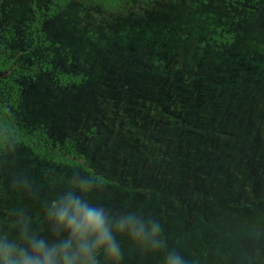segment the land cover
I'll return each instance as SVG.
<instances>
[{
	"label": "rangeland",
	"instance_id": "1",
	"mask_svg": "<svg viewBox=\"0 0 264 264\" xmlns=\"http://www.w3.org/2000/svg\"><path fill=\"white\" fill-rule=\"evenodd\" d=\"M51 5L52 0H0V51L16 60L15 67L35 70L34 83L28 78L19 81L25 87L26 96H36L37 99L38 94L59 96L66 110L65 127L74 131L73 135L69 132L66 136L80 142L79 153L87 156L89 163L91 159L90 166L97 167L95 173L101 174L102 165L121 173L120 165H112L111 160H123V156L137 149L138 145L141 151V147H146L161 148L162 153L170 152L168 141L172 131L167 126L169 119L149 109L154 102H162L164 107L169 105L172 76L186 77L182 76L184 72L198 76L199 79L195 80L207 87L209 96L231 88L243 90L241 85L238 86V78L248 77V69L253 73V82L261 79L258 88L264 85V0L237 6H228L224 0L134 2L115 12L104 11L91 0H68L63 7L53 5L56 8L53 14L50 13ZM224 34L232 36L233 42L218 44L214 38H223ZM48 64L53 65V70L43 69ZM57 70L82 75L85 82L74 89V93L72 89L69 93L57 90L54 82ZM235 80L237 83L230 85ZM162 86L164 89L160 91ZM140 91L151 94L143 111L136 103L141 97ZM116 97L118 100L113 104L111 99ZM139 110L140 114L135 117L133 113ZM206 110L202 107L200 112ZM257 110L251 121L254 130L259 126ZM144 116L161 120L163 124L156 126L154 132L149 121L144 124L140 120ZM93 129L91 140L96 141L97 146L92 145L91 150L86 151V141ZM151 133H154L153 140L149 139ZM161 134L162 146L156 143ZM209 136L214 137L211 133ZM221 140L230 146L235 144L225 137ZM23 159L24 153L16 150L7 159V166L17 168ZM74 174L86 173L81 169H69L65 182L69 184ZM35 177L24 175L21 180L25 182ZM10 178L12 185L20 180L18 174L6 176V179ZM108 178L119 182L108 185L115 192H122V184L131 189L128 194L132 196L146 194L155 196L156 203L164 201L173 205L169 196L149 193L147 188H155L154 185L141 183L143 188L135 190L137 186L131 180L124 182L113 175ZM163 186L161 183L160 191H164ZM166 187L170 188V185L166 184ZM11 188L5 193L11 194ZM182 193L185 194V190ZM132 204L136 202L132 201ZM262 206L261 210H251L260 216L264 214V202ZM174 212L169 213L174 221L165 222L167 230L174 227L172 242L185 248V240L180 241L177 236L183 229V221H188V214L175 203ZM243 224L238 222V229ZM207 226L214 227V224ZM246 226L249 232L238 238V253L223 256L220 252L219 256L209 255L208 258H183L185 264H264V223H246ZM147 228L150 230L151 226ZM182 236L188 240L184 233ZM137 242L146 246L143 238ZM227 246L228 241H225L221 251ZM139 259L138 252L131 245L124 263L139 264ZM162 262L165 264V259ZM147 264L156 262L148 260Z\"/></svg>",
	"mask_w": 264,
	"mask_h": 264
},
{
	"label": "flooded vegetation",
	"instance_id": "2",
	"mask_svg": "<svg viewBox=\"0 0 264 264\" xmlns=\"http://www.w3.org/2000/svg\"><path fill=\"white\" fill-rule=\"evenodd\" d=\"M252 74L248 69V77L238 78V86L241 85L243 90H220L211 96L207 93V87L195 80L198 76L187 72L182 74L186 77L172 76L169 96V114L172 117L166 115L169 118L167 126L172 131V137L168 141L170 152L162 153L161 148H152L151 151L144 148L141 151L138 145L137 149L124 155L123 160H111L112 165H120L121 173L117 174L114 168L108 170L105 165L100 166L101 174L94 172V179L100 187L90 194L93 204L103 205L113 216L135 213L143 220L144 234L141 238L146 246L141 242L133 243L126 236L118 238L123 242L121 246L124 256L121 264H125L124 258L131 245L140 256L139 264H147L148 260L164 264L162 260L173 251L182 258L194 259L219 256L220 252H223V256L230 252L236 254L238 238L249 232L246 223H264V214L258 216L251 210H261L264 202V85L258 88L261 79L253 82ZM232 83L237 81H231L230 85ZM163 89L161 87L160 91ZM202 107L207 110L200 112ZM256 108L259 126L254 130L251 121ZM133 114L136 117L140 110ZM140 120L147 123L146 116ZM205 120L206 123H200ZM156 126H152L154 132L157 130ZM209 133L214 137H210ZM151 134L149 139L153 140L154 133ZM221 137L230 139L235 144L230 146L222 142ZM162 139L161 134V138L156 141L160 146ZM67 170L69 169L64 168L62 171L63 179ZM109 175L119 176L124 182L133 181L137 186L135 190L143 188L141 183H145V186L154 185L155 188H147L149 193L169 196L173 205L164 201L156 203L155 196L146 194L132 196L128 194L131 189L122 184V192H115L108 185H117L119 182L110 180ZM161 183L164 184V191H160ZM60 185L59 194L65 191L68 183L64 180ZM167 189H170L169 193ZM183 190L185 194L182 193ZM253 197L256 200H252ZM132 201L136 204H132ZM174 203L181 205L188 214V221H183V229L177 236L180 241L185 240V248L172 242L171 234L176 230L174 227L167 230L168 225L165 223L174 221H171L169 215L176 213ZM25 215L31 219V228L38 236L51 240L49 227L45 222V207L40 210L30 209L25 211ZM153 216L156 219H151ZM150 221L160 225L161 231L157 239L163 241V246L154 244L147 228L148 225L151 226ZM4 222L9 223V220L4 219ZM238 222H244L240 229ZM210 223L214 227L207 226ZM4 227L6 230L0 228V234L6 233L10 240L19 242L18 227ZM136 227L139 228V225ZM227 230L229 233H226ZM183 233L188 240L182 236ZM225 241H228V246L221 251Z\"/></svg>",
	"mask_w": 264,
	"mask_h": 264
},
{
	"label": "trees",
	"instance_id": "3",
	"mask_svg": "<svg viewBox=\"0 0 264 264\" xmlns=\"http://www.w3.org/2000/svg\"><path fill=\"white\" fill-rule=\"evenodd\" d=\"M91 1L104 11L115 12L122 6L134 2L148 4L159 0ZM252 1L256 0H224L228 6L243 5ZM67 2L68 0H52L50 13L53 14L56 11L53 5L63 7ZM214 39L218 44H222L232 43L234 38L224 34L223 38L218 36ZM15 63L14 58H9L0 51V228L3 226L1 230L4 231L6 230L4 226L14 227L16 225V215L20 209L24 212L30 209L40 210L49 199H55L59 195L58 187L64 182L62 174L64 168L81 169L89 177L96 178L93 166H90L91 159L89 163L87 156L79 153L80 142H75L66 136L69 132L73 135L74 131H69L65 127L66 110L59 96L51 97L49 93L38 94V99L36 96H26L25 87H22L19 81L28 78L31 83H34L35 70L17 68L14 66ZM43 69L51 71L53 65L48 64ZM54 82L57 90H65L69 93V89H72L74 93L73 90L80 87L85 79L82 75L57 70ZM27 91L30 92L29 89ZM139 94L141 97L136 103L143 111L144 106L150 101L151 94L146 91H140ZM117 100V97L111 99L113 104ZM165 107L162 102H154L151 103L149 111L164 117H172L169 114L170 102ZM147 121L157 127L163 124V121L149 117ZM56 130L59 131L58 134ZM94 131L93 129L88 135L90 139L86 141V151L91 150L92 145L97 146L96 141L91 140ZM141 148L143 150L146 147ZM16 150L24 153V159L17 168H12L7 166V159ZM91 157L95 162L94 156ZM14 174H18L20 180L12 185V179H6V176L12 177ZM46 174L49 175L48 178ZM24 175L36 177L23 182L21 179ZM51 176L54 177L51 178ZM10 188L11 194H6L5 191ZM4 219H8L9 223L4 222Z\"/></svg>",
	"mask_w": 264,
	"mask_h": 264
},
{
	"label": "clouds",
	"instance_id": "4",
	"mask_svg": "<svg viewBox=\"0 0 264 264\" xmlns=\"http://www.w3.org/2000/svg\"><path fill=\"white\" fill-rule=\"evenodd\" d=\"M99 187L94 178L74 174L65 191L45 203L51 240L38 236L31 219L20 209L15 221L19 242L0 234V264H121L124 252L118 238L126 236L133 243L140 240L143 220L135 213L113 216L103 205L93 204L90 194ZM150 223L154 244L163 246L157 239L160 225ZM165 264L185 261L173 251L167 254Z\"/></svg>",
	"mask_w": 264,
	"mask_h": 264
}]
</instances>
